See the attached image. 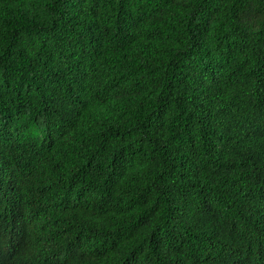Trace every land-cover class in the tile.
Wrapping results in <instances>:
<instances>
[{
  "label": "trees",
  "instance_id": "obj_1",
  "mask_svg": "<svg viewBox=\"0 0 264 264\" xmlns=\"http://www.w3.org/2000/svg\"><path fill=\"white\" fill-rule=\"evenodd\" d=\"M0 264H264V0H0Z\"/></svg>",
  "mask_w": 264,
  "mask_h": 264
}]
</instances>
